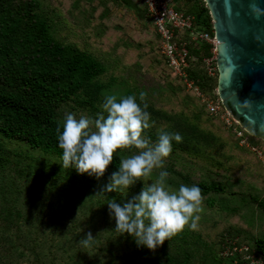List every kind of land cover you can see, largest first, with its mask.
I'll return each instance as SVG.
<instances>
[{"label": "rangeland", "instance_id": "374dc122", "mask_svg": "<svg viewBox=\"0 0 264 264\" xmlns=\"http://www.w3.org/2000/svg\"><path fill=\"white\" fill-rule=\"evenodd\" d=\"M37 1L40 10L53 21L52 32L57 40L90 53L106 69L101 77L106 83V90L100 96L95 114L68 106L61 107V112L64 115L73 113L77 119L81 115L96 119L98 114L107 115L102 107L105 96L114 94L120 98L131 92L141 106L147 103L171 116L170 120H166L150 115L153 126L147 130L155 137H148L147 130L144 135L153 143L157 142L161 132L179 133L182 136L181 142L172 141V152L166 158L165 168L154 170L147 183L154 182L159 171L166 170L170 174L166 181L170 190H177L181 184L192 186L199 181H219L225 190L203 196V211L199 214L196 230L186 227L153 252L138 247L131 236L118 232L113 227L115 220L110 218L108 212H104L105 208L108 211L110 200L115 199L117 203L123 204L138 194L142 182L136 183H140L139 186L134 185L126 192H121V198L117 200L111 196L113 192L96 195L111 174L96 180L93 187H87L82 180L77 179V185L85 188L83 193L65 184L61 178V182L58 180L59 186L52 191L38 190L37 195L41 196L39 201L45 204L42 212L44 224L34 227L28 235L27 230L32 228V223H27V226L24 219L20 218L0 231V253H7L4 261L14 264H175L176 261H184V253L193 252V264H222L215 256L216 247L220 250L224 248L221 256L226 258L223 254L231 241L254 247L258 238L264 239V210L250 200L251 196L264 198V166L254 152L239 145L234 136H230L223 126L206 113L203 98L214 99L217 86L208 94L198 86L203 96H197L166 63L158 47L157 35L145 17L142 6L136 0ZM195 2L206 7L203 0ZM210 23L212 25L211 17ZM202 27L211 31L204 25ZM211 77L217 79V70ZM141 92L146 93L143 102L139 99ZM246 137L264 152V140L249 134ZM4 141L7 147L16 149L14 142ZM126 151L128 157L139 152L134 147ZM33 155L40 156L36 151H33ZM46 161L62 165L61 160L54 155H49ZM4 170L5 181L15 175L12 168ZM35 172L28 176L32 177L29 182L14 177L18 183H23L19 196L21 200L32 195V189L36 192L38 185L45 181L35 178L42 177L40 172ZM68 173L63 170L56 177H66L63 174ZM178 173L187 176L189 182ZM136 187L139 191H134ZM87 190L86 196L84 193ZM19 205L23 206L24 215L36 212L23 203ZM54 219H59L60 223H54ZM74 220H77V226L73 225ZM16 223H21L25 228L21 238L15 233ZM52 224L62 226L54 228ZM88 231L95 237L90 248L81 244ZM9 239H18L16 250L8 251L12 248ZM106 239L119 242L121 246L114 252L104 251L103 245L106 243H102ZM33 240L37 241V246L31 250ZM67 242L75 249L64 246L67 251H63L57 244ZM23 250L25 256L17 257L16 253ZM74 251H77L76 256H72ZM0 260L3 262V258Z\"/></svg>", "mask_w": 264, "mask_h": 264}, {"label": "trees", "instance_id": "16d2710c", "mask_svg": "<svg viewBox=\"0 0 264 264\" xmlns=\"http://www.w3.org/2000/svg\"><path fill=\"white\" fill-rule=\"evenodd\" d=\"M195 1L198 0H176L174 6L194 14L199 24L212 31L207 7L197 5ZM186 4L188 5L185 6ZM40 9V3L37 0L18 2L0 0V231L17 219L23 218L27 226L32 223V228L27 230L28 235L33 232L34 227L44 224L42 212L45 204L40 203L41 196L37 195L38 190L52 191L54 187L59 186L58 180L63 178L65 184L83 193L85 188L77 185V179L82 180L87 187H93V183L96 182L95 177L87 174L77 177L74 168H63L62 165L50 163L46 159L49 155H54L62 162V150L58 147L56 131L66 116L61 112V107L85 109L95 114L100 96L106 90V83L101 78L106 70L104 64L77 46L57 40L52 32L53 21ZM210 48V44L201 43L197 48L192 47L190 52L201 59L203 56L211 55ZM188 76L207 94L217 86V79L208 76L199 62L188 69ZM129 95L133 93L129 92ZM146 110L151 113V116L171 119V116L151 106H148ZM206 113L212 120H216L223 126L217 117L208 113L207 109ZM225 130L230 136L232 135L229 130ZM147 136L155 137L150 130H147ZM4 140L14 142L16 149L7 147ZM33 151L40 156H34ZM128 155L126 149L118 150L105 176L116 171L120 160L127 158ZM4 168L10 170L12 168L15 174L7 181L4 177ZM36 170L42 174V177L35 178H42L45 181L38 185L36 192L32 189V195L21 200L19 196L23 190V183H18L15 178L29 182L32 177L28 176ZM63 170L69 171L68 175L56 177ZM178 174L183 180L189 182L187 176ZM139 185L140 183L136 184V186ZM194 185L202 190L203 196L210 192L221 193L225 190V186L219 181L210 183L199 181ZM134 191L139 190L136 187ZM84 194L87 196L88 190ZM111 196L120 200L121 192H113ZM250 200L264 210V198L251 196ZM14 201L16 203H13ZM19 202L36 212L24 215L23 206H20ZM68 207L72 210L71 206ZM104 212H108L106 208ZM53 222L60 223L59 219H54ZM73 225L77 226V220H74ZM46 226L51 227L49 224ZM52 226L61 228L62 225L59 227L57 224H52ZM114 226L115 223H113ZM14 229L17 237L21 238L25 228L21 226V223H16ZM63 235L66 236V234ZM16 240L18 239L8 240L12 247L8 251L16 250ZM57 244L63 251H67L64 246L75 249L68 242ZM102 244H104L103 250L107 252H114L118 246H121L119 242H111L109 239ZM35 246L37 241L33 240L31 250H34ZM250 247L264 254V239L258 238L254 247ZM221 250L216 247L215 251V256L221 263L234 264L233 257L227 259L221 256ZM24 254L25 250L18 251L16 256L20 258L25 256ZM184 254V261L182 263L176 261L175 264H193L194 253ZM73 255L76 256L77 251H74ZM6 257L7 253H0V259L3 258L0 264H14L5 262Z\"/></svg>", "mask_w": 264, "mask_h": 264}, {"label": "clouds", "instance_id": "9594fccd", "mask_svg": "<svg viewBox=\"0 0 264 264\" xmlns=\"http://www.w3.org/2000/svg\"><path fill=\"white\" fill-rule=\"evenodd\" d=\"M146 93L139 99L145 101ZM104 114L96 119L66 114L56 129L58 147L62 150L63 168H74L78 175L87 174L97 180L105 176L113 164L118 150L135 148L138 154L120 160L108 182L96 195L126 192L137 182H142L140 192L123 204L115 199L108 202V213L115 220V229L131 236L138 247L155 251L186 227L196 230L203 211L202 190L196 186L181 184L170 190L166 183L169 172L159 171L158 178L147 183L154 170L164 169L166 158L172 152V141H182L179 133L161 132L153 143L144 135L153 125L147 103H137L135 95L118 98L107 95L102 105ZM95 237L88 231L81 244L90 248Z\"/></svg>", "mask_w": 264, "mask_h": 264}, {"label": "water", "instance_id": "95a60500", "mask_svg": "<svg viewBox=\"0 0 264 264\" xmlns=\"http://www.w3.org/2000/svg\"><path fill=\"white\" fill-rule=\"evenodd\" d=\"M216 41L217 95L246 132L264 140V0H203Z\"/></svg>", "mask_w": 264, "mask_h": 264}, {"label": "built area", "instance_id": "2783aa9c", "mask_svg": "<svg viewBox=\"0 0 264 264\" xmlns=\"http://www.w3.org/2000/svg\"><path fill=\"white\" fill-rule=\"evenodd\" d=\"M176 0H136L148 19L150 26L157 35L158 47L166 63L179 74L188 89L197 96H203L199 91L198 85L188 76V69L194 67L198 62L200 67L208 76H213L217 70L216 39L213 31H208L196 21L194 14L184 9H177L174 6ZM201 43L211 45L210 56H203L199 59L191 53L192 47L197 48ZM214 99H205L206 109L211 116L217 117L225 129L229 130L238 140L239 145L245 146L254 152L264 166V152L251 144L246 135V130L240 126L233 115L224 108L221 99L214 91ZM248 244L231 241L224 257H233L234 264H264V254L252 249ZM224 248H222L223 252ZM221 252V255H222Z\"/></svg>", "mask_w": 264, "mask_h": 264}, {"label": "crops", "instance_id": "0c3cea01", "mask_svg": "<svg viewBox=\"0 0 264 264\" xmlns=\"http://www.w3.org/2000/svg\"><path fill=\"white\" fill-rule=\"evenodd\" d=\"M138 5H140L139 3H138ZM152 28V27H151Z\"/></svg>", "mask_w": 264, "mask_h": 264}, {"label": "bare ground", "instance_id": "6f19581e", "mask_svg": "<svg viewBox=\"0 0 264 264\" xmlns=\"http://www.w3.org/2000/svg\"><path fill=\"white\" fill-rule=\"evenodd\" d=\"M217 42V41H216ZM218 43V42H217Z\"/></svg>", "mask_w": 264, "mask_h": 264}]
</instances>
